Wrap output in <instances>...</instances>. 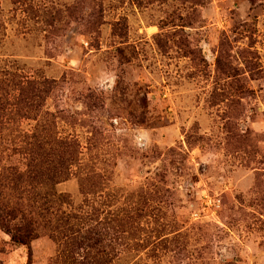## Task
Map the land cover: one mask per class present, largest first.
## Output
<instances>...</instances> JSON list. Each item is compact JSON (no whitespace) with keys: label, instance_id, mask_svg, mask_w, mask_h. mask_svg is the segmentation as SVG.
Wrapping results in <instances>:
<instances>
[{"label":"rangeland","instance_id":"1","mask_svg":"<svg viewBox=\"0 0 264 264\" xmlns=\"http://www.w3.org/2000/svg\"><path fill=\"white\" fill-rule=\"evenodd\" d=\"M42 127L79 153L57 190L129 238L109 264H264V0H0V180ZM50 229H0V264H88Z\"/></svg>","mask_w":264,"mask_h":264},{"label":"trees","instance_id":"2","mask_svg":"<svg viewBox=\"0 0 264 264\" xmlns=\"http://www.w3.org/2000/svg\"><path fill=\"white\" fill-rule=\"evenodd\" d=\"M37 83L39 82L30 84ZM22 89L26 87H20V91ZM36 91L40 93L42 89L37 88ZM43 130V127L39 130L42 140L39 143L35 142L41 153L39 158L34 159L36 163L29 165V170L22 173L10 168L14 172L0 180V229L10 236L14 244L29 246L39 236V230L47 226L51 228L52 238L70 241L72 246L76 245L78 250H82L84 252L82 257L84 261L87 259L88 264H109L113 259L110 251L114 248L118 250V244L124 246L123 240L129 238L112 239L113 237L105 231L107 227L103 228V231L99 229L100 209L87 211L83 204L77 209L68 196L57 190L58 184L70 178L72 166L80 163L77 162L76 156L73 157V154L79 153L78 150L70 151L75 146L74 142L70 143L66 139L56 137L54 145H50L48 151L52 156L46 159L48 152L44 143L49 142L45 141ZM32 188L37 191L30 199ZM29 202L36 208L34 213L36 219L26 213L27 208L31 206ZM140 213L142 211H137L134 216H141ZM119 218L121 225L134 221L132 214ZM120 228L117 225L116 232H120ZM164 242L166 244L168 240H162V243Z\"/></svg>","mask_w":264,"mask_h":264}]
</instances>
